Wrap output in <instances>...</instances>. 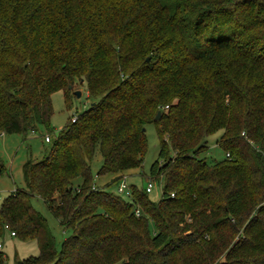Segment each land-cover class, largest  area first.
I'll return each mask as SVG.
<instances>
[{"label":"trees","instance_id":"16d2710c","mask_svg":"<svg viewBox=\"0 0 264 264\" xmlns=\"http://www.w3.org/2000/svg\"><path fill=\"white\" fill-rule=\"evenodd\" d=\"M76 84L93 105L50 141L51 95L68 107ZM148 124L156 203L109 190ZM39 130L47 148L0 202V231L38 246L21 264H264V0H0V135ZM33 198L69 232L58 249Z\"/></svg>","mask_w":264,"mask_h":264},{"label":"rangeland","instance_id":"374dc122","mask_svg":"<svg viewBox=\"0 0 264 264\" xmlns=\"http://www.w3.org/2000/svg\"><path fill=\"white\" fill-rule=\"evenodd\" d=\"M73 92H79V97H72L69 106L64 102V94L62 91L55 92L51 95L52 115L49 122L50 141L51 137L65 126L71 116H76L84 112L91 103L87 97L85 84H76L72 88ZM147 141V150L143 158L142 164L138 170L125 173L127 185L136 187H144L148 183L152 185L149 199L156 203L161 196L162 183L151 181L148 178V172L156 161L158 155V139L154 126L148 124L144 128ZM221 136L218 131L206 138L208 150L202 156L208 160L219 161L223 159V151L216 145L217 140ZM46 132L39 130L36 133L28 132L26 135L11 134L0 135V202L8 197L15 189L23 188L22 165L27 160H39L48 144L44 142ZM102 159L98 152L90 162V170L92 174V182L99 187H103L115 178L112 175L97 176V172L101 167ZM80 183L77 179L73 182L74 186ZM116 185L110 187V191L115 192ZM31 206L37 211L47 222V226L55 239L56 248L58 249L61 242L69 236V232H63L57 221L49 214L41 200L33 198ZM149 230L153 227L149 224ZM0 264H17L29 257H36L39 253L38 246L34 241L22 242L10 235V232L3 228L0 231Z\"/></svg>","mask_w":264,"mask_h":264},{"label":"built area","instance_id":"2783aa9c","mask_svg":"<svg viewBox=\"0 0 264 264\" xmlns=\"http://www.w3.org/2000/svg\"><path fill=\"white\" fill-rule=\"evenodd\" d=\"M74 121V119H72V122ZM44 141L45 143H48L49 142V138L46 136L44 138ZM151 190H152V185L150 183H148L145 187V191L146 193H151ZM116 193L118 195H121V196H126L128 197L129 196V189H128V185L126 183V177L122 176L121 180L118 182L117 186H116V189H115ZM172 196V195H171ZM136 216H138V211H136L135 213ZM11 236H13L12 233H10ZM0 250H1V245H0Z\"/></svg>","mask_w":264,"mask_h":264},{"label":"water","instance_id":"95a60500","mask_svg":"<svg viewBox=\"0 0 264 264\" xmlns=\"http://www.w3.org/2000/svg\"><path fill=\"white\" fill-rule=\"evenodd\" d=\"M69 88H70V87H69ZM74 95H75L76 97H79V96H80V93H79V92H74ZM91 105H93V104H91ZM159 117H160V112H157V114H156V116H155V120H158ZM17 264H21V262H18Z\"/></svg>","mask_w":264,"mask_h":264}]
</instances>
